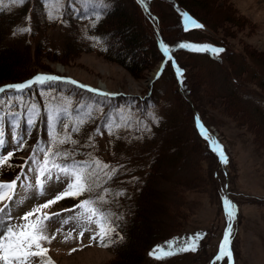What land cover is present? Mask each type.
Returning a JSON list of instances; mask_svg holds the SVG:
<instances>
[{
    "label": "rangeland",
    "instance_id": "1",
    "mask_svg": "<svg viewBox=\"0 0 264 264\" xmlns=\"http://www.w3.org/2000/svg\"><path fill=\"white\" fill-rule=\"evenodd\" d=\"M24 1L28 2L24 5H17L12 3V0H4L3 6L7 9L1 15H8V18L6 23L0 26L1 46H8L18 39L16 35H20V33L14 34L15 30L21 26L33 25L40 17L43 8H46L48 17L49 11L53 10L56 18L63 5V0H58V4L53 3V0ZM133 1L120 0L121 5L127 11L124 15L126 19L134 22L138 36L147 40L151 33V27L155 26L154 22L153 26L145 8L140 6L139 8ZM178 1L197 15L202 16L212 28H209L208 25V27L195 28L198 29L196 31H188L190 35L182 34L184 32L177 24L178 20L170 3L167 0H156L152 3V9L162 19L166 38L173 41L178 37L189 36L192 40L198 38L203 43L222 42L225 46L221 48L225 51L219 55L212 54L217 57L214 59L207 56H196L195 58L180 56V61L186 63L188 69L187 74H183V82L181 83L179 80L176 83L175 78L173 79L176 71L173 69L172 76L170 70L167 69L154 82L153 88L150 84L152 85L158 77H153V73L158 71L162 61H164V66L168 60L164 54L163 59L158 62L160 56L155 48L150 54L151 67L146 65L138 73H131L119 62L104 56L99 48V43L86 32L88 30L86 22H84V26L80 24L60 25L53 21H50L52 26L38 23L37 27L43 30L42 37L47 40L46 47L50 46L57 50L62 47L66 38L73 37L79 50L64 58H57L61 57L59 55L55 57V52L54 56L51 54L39 56L36 61L37 66L34 67L46 72L36 74L51 73L59 77H69L90 89H97L101 85L107 90V96H110V93L112 97L119 96L114 99L98 98L83 93L69 84L58 87V90L48 86L39 89L33 88L23 93L10 90L1 93L0 100L9 97H23V104L13 100L15 107L11 111L18 113L20 119L25 123L28 115L25 113L26 106L36 105L38 115L35 117L36 124L23 134L26 143L25 149L14 152V156L9 162L11 167L4 166L0 169V180L11 181L20 173L19 165H24V172L28 179L24 180L22 177V182L25 184L35 183V173L28 171V168H35V165L31 161L28 163L25 161L31 155V148L38 141L41 143L48 141V112L52 108L63 110L65 123H74L79 119L87 121L89 117H83V114L94 107L100 108L99 113L102 115L103 121L97 122V125H87L83 132L72 134L73 139L79 142L78 146L68 144L63 147L70 150L75 147L78 153L77 159L85 158L91 152L102 161L118 169L123 159L126 160L133 154L141 153L149 148L150 156L155 144L154 140L150 139V135L156 133V138H158L162 133L154 129H151L150 133L148 130H144L146 123L142 117L139 119L136 117L132 126L128 125L126 117L130 110L133 111L135 108L131 107L128 102L120 100L121 98L136 96L138 99H147L150 96L151 102L149 99L147 107L150 116L152 114L159 115L164 107L166 111L174 112L176 115L179 112L181 114L179 123L185 129L191 127L190 119H185V114L189 110L197 109L203 117L199 114L196 118L199 117L200 120H203L200 122L208 130L207 132L216 137V142L220 146L223 144L221 147L223 155L227 156L226 163L221 159L219 161L218 170H220V178L222 177L219 184L220 194L217 195V192L209 186L211 180L209 174L212 170L217 169L215 160L213 161L210 156L205 154L207 141L208 145L210 142L206 138L202 141L194 136L195 142L187 144V147L190 148L186 153L188 156L165 167H172L174 172L166 176L168 181L159 185V191L163 192L165 196L159 193V197L155 200L157 207L155 206L153 209L156 210L152 212L155 227L153 237L155 235H159L157 238L165 236L168 239H180L182 242L185 237L202 233L204 234L203 239L199 241L198 249L195 252H179L162 259H157L149 254L158 246L155 245L144 252L141 263L213 264L229 222L222 199L227 198L236 209L235 219L231 221L232 231L229 244L233 264H264V92L257 86L259 78L262 77L260 73L264 70V0ZM69 2L71 4L78 3L76 10L81 8L82 11H86L88 7L92 6L100 9L104 4H108L105 0H103L102 6L100 2L92 4H85L83 0H75V2L69 0ZM38 5L42 6V9H39ZM23 7H25L24 15L20 12ZM71 9L75 15L81 13L75 11V7ZM14 15L16 18L15 21H12L11 18ZM155 29L159 35L156 27ZM118 31L125 34L130 29L121 26ZM19 42L20 44L26 43L24 39H19ZM119 43L120 41L113 43V48L121 51V43ZM144 46L149 48L148 41L144 42ZM137 52L134 59L138 57ZM155 55L159 57L155 59ZM170 55L172 54L170 53ZM54 57L57 60L51 61L50 58ZM185 82L187 87L182 89ZM150 89H152V93L149 92ZM177 94H180L181 97L175 99ZM3 110L0 109V112ZM114 114L119 117H113ZM114 123H119L121 127L114 128L113 134L109 135L106 125ZM195 123L197 127L196 120ZM182 126H179L181 132ZM3 127L8 145L5 149H0V154L13 151L16 147L12 140L13 129L8 124ZM97 129H100L103 134H99ZM197 129L201 133L198 127ZM257 129L258 135L254 133ZM60 131L63 132L62 126H60ZM177 131L180 132L178 129ZM92 132L94 133L92 137L95 146H89L88 142L85 145L88 150L84 156H81L78 151L83 150L84 147L80 149L79 139ZM110 145L113 146L109 151ZM208 148L210 147L208 146ZM109 153H112L114 158H111ZM37 158L42 160L43 155L40 154ZM188 159L189 161L185 162ZM138 163H131L128 166L129 172L117 174L113 181L109 182V187L114 192L123 191V195L112 197L108 205L109 211L115 217L116 225L115 231L109 238L112 242L108 247H102L98 240L91 239L95 225L88 226V230L84 231L82 237L79 235L80 228L75 227L71 222L69 225H65L59 233L56 232V229L61 228L60 221L74 214L62 210L72 209L84 197L76 199L68 197L44 210L50 213H61V217L47 224V234L49 236L55 234V239L51 243L44 244V247L49 250L47 255L53 264H111L110 262L115 258L113 249L117 246L116 243L122 240L121 237L125 235L129 221L135 214L136 192L144 184L142 170L135 169L138 165L141 167L143 161ZM66 182V180L58 182L53 179L48 183L47 191L43 196L39 195L36 190H30L24 203L13 210L16 219L12 223H23L19 217L63 191ZM150 185L152 186V183ZM187 186L193 187L186 189ZM144 187L147 186L144 185ZM164 189L170 195V200ZM0 207H3V203H0ZM138 212L136 210V214ZM69 232L72 233V236L65 240ZM72 249H76V251H72ZM227 260L228 257L225 256L223 259L215 261V264H225ZM33 264H39V261L34 260Z\"/></svg>",
    "mask_w": 264,
    "mask_h": 264
},
{
    "label": "trees",
    "instance_id": "2",
    "mask_svg": "<svg viewBox=\"0 0 264 264\" xmlns=\"http://www.w3.org/2000/svg\"><path fill=\"white\" fill-rule=\"evenodd\" d=\"M108 4H104L102 8L96 9L93 8V6L86 11H82L81 8L76 10V6L78 3L71 4L69 0H63V5L61 6L59 13L55 19H50L47 15L46 8H43V11L40 14V17L37 19V21L33 25H28L27 28L30 29L28 32H21L20 35H16L15 41L11 42L8 46H1L0 45V87L7 83H15V82H22L33 75H35L38 72H46L45 70H39L36 69L37 66L36 61L39 56H42L44 54H51L55 57L57 55L61 57L57 58H64L66 55L76 52L79 50V47L75 45V41L73 37H68L64 40L63 45L61 48L55 50V48H52L50 46L46 47L47 40H45L42 37V29L38 28V23L52 26V23L50 21L56 22L60 25H85L84 22H86L88 26V30L86 31L89 33L98 43L99 48L102 50V53L104 56H106L109 59H112L113 61L119 62L123 67L128 69L131 73H138L140 69H142L144 66L148 65L150 66V60H151V52L153 48L156 49L158 55H155L154 58L158 59V62L163 59L164 52L161 49L160 43L163 41L167 46L170 48H173L174 50L170 53L171 56L175 60L176 64L179 66L180 69L183 70V74H187V65L186 63H182L179 59L180 56L183 55V57L186 58H195L196 56H207L210 59L217 58L214 55H212L211 52H205V51H191L188 48H179L176 47L179 43L185 42L189 44H198V45H210L213 47L221 48L225 46L222 42H215V41H209V43H203L202 40L198 38H194V40L191 39V37H178L173 41H169L166 38V34L164 32V29L162 27V19L158 15L156 11L152 9V3L156 0H134V4L136 6H140L143 9L145 8V12L149 15L150 21L154 22V28L151 27V33L148 35V39H144L142 36H138L136 29L134 28V22L132 23L125 17V13L127 12L125 7L121 5L120 0H105ZM170 3V6L174 12V14L177 17V24L180 28V30L186 34L190 35L188 31H196L198 29H195V27L190 28V30L185 31L183 26V18L181 13L187 12L194 20H196L198 23L202 24L203 27L212 28L208 21H206L202 16L197 15L193 10L190 8L182 5L178 0H167ZM28 1H24L22 5L27 3ZM207 4V1H206ZM102 6V4H101ZM72 7H75V11L81 12L80 14L75 15ZM139 7V8H140ZM39 9H42V6L38 5ZM7 8L5 6H0V26L2 24H5L8 18V15L2 14L3 11H5ZM22 15H24L25 7H23L20 11ZM100 13V14H96ZM97 16H99V19H97ZM16 15L12 16L11 20L15 21ZM175 21V22H176ZM124 26L130 29L125 34H121L118 29L119 27ZM177 26V27H178ZM159 31V35L156 33V29ZM201 30V29H200ZM199 30V31H200ZM197 31V32H199ZM71 34V33H70ZM72 35V34H71ZM19 39H24L26 43L20 44ZM198 39V40H196ZM116 41H120V49L116 50L113 47V43ZM148 41V47L146 48L144 46V42ZM221 45V46H219ZM55 50V51H54ZM138 50V52H137ZM136 52L138 53V57L134 59V56H136ZM50 58L51 61L57 60L56 58ZM191 60V59H190ZM157 62V63H158ZM168 62V65H166ZM166 64L163 66V71L160 72V75L153 81L152 85L150 86L153 88L154 82L157 81L167 69L170 70L172 76H173V67L172 61L167 60ZM151 67V66H150ZM185 74V75H186ZM259 82H257V86L261 89V91L264 92V70ZM175 78V79H174ZM174 81L177 83L180 78L174 74L173 77ZM187 80V79H186ZM61 84V85H57ZM69 84L70 86L76 87L79 91H83V93H87L88 95H92L98 98H105V99H114L117 96H107L101 93L92 92L87 89L81 88L75 84H72L68 81L64 80H57L48 82L45 85H39L34 84L32 87L24 90L25 92L33 89V88H43V87H54L55 90H58L62 85ZM59 87V88H58ZM187 83H184V86L182 89H186ZM179 89V88H177ZM12 91V90H10ZM8 92V91H7ZM152 93V89L149 91ZM149 93V95H150ZM1 94V93H0ZM125 96V95H123ZM181 97L180 94H177V97ZM150 99V96L147 97V99H138L136 96H127L123 97L120 100L128 102L131 107H134L135 109L130 110L128 116L126 117V123L128 125H131L135 122L134 119H139L142 117V120L146 123V127L144 130H148V133H150L151 129H154L155 131L159 130L161 131V135L157 137L156 133H152L150 135V139L154 140V146L152 148V152L149 156V148L146 151H142L138 154H133L132 157L127 158L126 160L123 159V162L119 168V171L117 174L127 173L130 171L128 166L131 163L139 164V161H143V164L141 167L135 168V169H141L143 172V182L141 188L138 189L136 192V198L137 202L134 205L135 208V214L137 210V214L131 218L129 221L128 229L125 232V235L123 236V239L113 245L114 249V255L115 258L113 261H111V264H142L141 259L144 256V252L151 247H154L155 245L162 246L166 242L175 240V239H168L165 236L159 237V235H154V214H152L153 209L156 204L155 200L159 197V193L165 196L163 192H160L159 185H161L162 182L168 181L167 175L171 174V172H174L172 167H167L168 165H173L174 162L177 160H181L184 156H188L186 153L190 150V148L187 147L188 143H194L196 139L195 137L202 139V141L205 139L204 135H201L199 130L196 127L195 118L200 113L195 110H189L185 114V119H190V125L189 129H185L179 121L181 120V114L178 112L177 115L174 112L166 111V108H163L162 113L159 115H154L148 113L147 107H148V100ZM151 102V99H150ZM99 111H101L100 108L94 107L88 111H86L83 114V117L88 116L89 119L85 121L83 126L81 127L80 132L84 131V128L87 125H97V122L103 121L102 115H100ZM119 117L117 114L113 115V117ZM139 116V117H138ZM201 117H203L200 114ZM158 117V119H156ZM202 120V119H201ZM200 120V121H201ZM203 121V120H202ZM132 126V125H131ZM179 126H182V132L179 129ZM177 129L180 131L178 132ZM208 131V130H207ZM256 135H258V129L254 131ZM93 132L87 133L86 137L79 139L81 145L80 149L84 147L83 150H80L81 156H84L86 154L88 148L85 146L89 142V137L93 136ZM208 135L214 138L216 141V137H214L210 132H207ZM34 136L33 134H30ZM195 136V137H194ZM156 138V139H155ZM190 139V140H189ZM113 145H110L109 151L111 150V147ZM208 146L210 148H208ZM223 144H221V147ZM206 147V146H205ZM207 151H205V154L210 156L213 161L215 160L217 169H214L211 171L209 176L211 177V180L209 182V186L211 189L215 190L217 192V195L220 194V188L219 184L220 181H222V177L220 178V170H218V167H220L219 161H220V155L219 150H214L213 146L210 144L208 145L207 141ZM109 156L111 158H114V155L112 153H109ZM225 157L226 154H225ZM185 160V159H184ZM146 161V162H144ZM189 159L185 162H188ZM165 169V170H164ZM116 177V176H115ZM114 177V178H115ZM219 178V179H218ZM152 183V186L150 185ZM146 185L147 187L143 186ZM151 186V187H150ZM193 187V186H187L186 189ZM164 192L167 193L168 199L170 200V195L168 192L164 189ZM221 196V195H220ZM219 196V197H220ZM219 199V198H218ZM140 203V204H139ZM157 207V206H156ZM135 217V218H134ZM153 237V238H152ZM157 238V239H156ZM152 239H155L154 241H151ZM226 264V263H225Z\"/></svg>",
    "mask_w": 264,
    "mask_h": 264
},
{
    "label": "snow or ice",
    "instance_id": "3",
    "mask_svg": "<svg viewBox=\"0 0 264 264\" xmlns=\"http://www.w3.org/2000/svg\"><path fill=\"white\" fill-rule=\"evenodd\" d=\"M24 0H12L14 4H23ZM75 2V0H73ZM85 4H92L95 2L103 3V0H83ZM4 0H0L2 6ZM53 3L58 4V0H53ZM183 18L184 30L188 31L190 28H202L203 25L194 20L187 12L181 13ZM49 18L55 19L54 11H49ZM99 19V16H97ZM30 31L27 27H18L14 34ZM164 54L172 61L173 67L176 70L178 78L183 82V70L179 68L170 52L173 48L167 46L163 41L160 43ZM176 47L188 48L191 51H205L211 52L214 55H219L225 49L217 48L210 45L189 44L185 42L179 43ZM163 71V65L161 70ZM160 73H157L159 76ZM61 77L37 74L32 79L18 84H10L0 87V93H6L12 90L17 93H23L24 90L32 87L34 84L45 85L48 82L60 80ZM76 83L75 81H70ZM92 91H96L93 89ZM104 95H108L104 93ZM16 103L23 104V97H9L5 100H0V149H5L8 145V140L5 136V129L3 125L8 124L12 132V140L16 147L13 151H7L6 154H0V169L4 166L11 167L9 163L14 156L15 151H23L26 147L23 134L36 124V116L38 115L36 105H28L25 107L27 113L26 123L21 120L19 114L11 111ZM158 119V117H156ZM197 127L201 130V134L209 140L214 150L219 149L221 161L226 163L227 158L223 155L221 146L214 140L213 137L207 134V130L200 122V118H196ZM85 123L84 119H79L74 123H65L64 112L62 109L58 110L52 108L48 112V136L46 143L37 142L31 148V155L27 158L25 163L31 161L35 168H28L29 172L35 173V183L25 184L22 182V177L27 180L28 177L24 172V165H19L21 171L11 181L0 180V264H33L34 260H38L39 264H53V261L48 257V248L44 247L45 243H51L55 239V234L49 236L47 234V224L54 222L56 218L61 217V213L44 211L49 209L65 198L71 197L73 199L84 197L75 204L72 209H64L63 212L74 213L60 221L61 228L56 229L59 233L65 225L70 222L75 227L80 228L79 235L82 237L84 231L88 230V226L95 225V231L91 236L92 240H98L99 245L108 247L112 242L109 238L115 231L116 225L114 223L115 217L109 211L108 205L110 199L115 196L123 195V191L114 192L109 187V182L113 181L119 169L108 163L102 161L98 156L91 152L85 158L77 159V150L73 147L71 150L63 147L64 145L78 146L79 142L73 139L72 134L78 133ZM60 126L63 127V132L60 131ZM109 135L113 134L114 128H119V123L106 125ZM99 134H103L100 129H97ZM89 146L94 147L93 137H89ZM42 154L43 159H38V155ZM55 179L58 182H66L63 191L56 194L52 199L46 200L42 204H38L32 210L24 213L19 217L23 223H12L16 219L13 210L20 204L24 203V199L28 196L30 190H36L39 195L43 196L47 191V185L50 181ZM18 182H20L18 184ZM225 206V213L229 219L228 225L225 229L224 237L219 245V253L213 260L223 259L225 256L229 259L231 264V249L230 235L232 231L231 221L235 219V206L227 198H222ZM202 233H196L193 236L180 239H175L166 242L162 246H157L149 254L155 256L157 259H162L167 256L175 255L179 252L192 251L198 249L199 241L203 239ZM72 233L69 232L65 240L70 239ZM123 239V237H121ZM76 251V249H72Z\"/></svg>",
    "mask_w": 264,
    "mask_h": 264
},
{
    "label": "water",
    "instance_id": "4",
    "mask_svg": "<svg viewBox=\"0 0 264 264\" xmlns=\"http://www.w3.org/2000/svg\"><path fill=\"white\" fill-rule=\"evenodd\" d=\"M163 62L164 61H162L161 62V65L159 66V69H158V71H156L155 73H153V77H156L157 76V73L161 70V66L163 65ZM46 75H50V74H46ZM32 79V78H31ZM152 81V80H151ZM150 81V82H151ZM99 87L102 89V88H104L103 86H101V85H99Z\"/></svg>",
    "mask_w": 264,
    "mask_h": 264
}]
</instances>
